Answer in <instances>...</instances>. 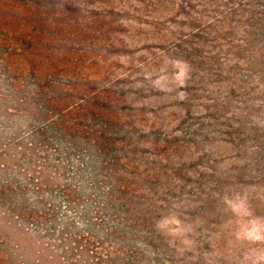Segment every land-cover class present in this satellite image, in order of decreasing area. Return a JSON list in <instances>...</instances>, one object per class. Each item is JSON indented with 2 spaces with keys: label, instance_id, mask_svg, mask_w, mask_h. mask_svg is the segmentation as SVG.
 I'll use <instances>...</instances> for the list:
<instances>
[{
  "label": "rangeland",
  "instance_id": "obj_1",
  "mask_svg": "<svg viewBox=\"0 0 264 264\" xmlns=\"http://www.w3.org/2000/svg\"><path fill=\"white\" fill-rule=\"evenodd\" d=\"M36 2L0 32V264H264V0Z\"/></svg>",
  "mask_w": 264,
  "mask_h": 264
},
{
  "label": "trees",
  "instance_id": "obj_2",
  "mask_svg": "<svg viewBox=\"0 0 264 264\" xmlns=\"http://www.w3.org/2000/svg\"><path fill=\"white\" fill-rule=\"evenodd\" d=\"M38 10L39 6L36 0H0V32H5L21 41H24V39L32 41L34 32H36L34 22L29 24L30 29L26 31L23 28V23L24 21L32 19V16H34ZM9 53H4L5 59H8ZM33 57L34 54L30 52L29 55L26 56L25 62L29 63ZM63 64H65V66H59L58 69H55L56 72L64 73V71H67V60ZM40 72L42 71L40 70ZM65 88L67 91V86Z\"/></svg>",
  "mask_w": 264,
  "mask_h": 264
}]
</instances>
